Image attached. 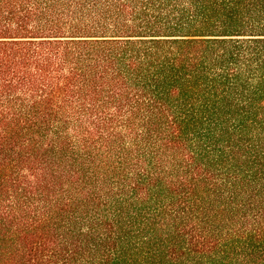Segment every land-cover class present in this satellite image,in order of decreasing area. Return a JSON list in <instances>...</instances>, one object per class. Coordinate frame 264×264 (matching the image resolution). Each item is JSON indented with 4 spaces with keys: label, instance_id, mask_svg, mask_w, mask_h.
Instances as JSON below:
<instances>
[{
    "label": "trees",
    "instance_id": "1",
    "mask_svg": "<svg viewBox=\"0 0 264 264\" xmlns=\"http://www.w3.org/2000/svg\"><path fill=\"white\" fill-rule=\"evenodd\" d=\"M0 264H264V0H0Z\"/></svg>",
    "mask_w": 264,
    "mask_h": 264
}]
</instances>
